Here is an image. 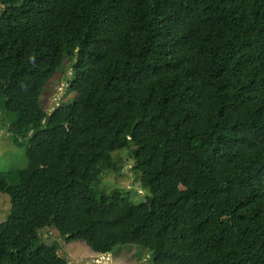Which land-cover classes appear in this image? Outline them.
<instances>
[{
  "label": "trees",
  "instance_id": "obj_1",
  "mask_svg": "<svg viewBox=\"0 0 264 264\" xmlns=\"http://www.w3.org/2000/svg\"><path fill=\"white\" fill-rule=\"evenodd\" d=\"M63 78L74 102L46 106ZM0 110L26 157L0 172V264H68L34 238L51 228L104 256L264 264V0H0ZM128 146L142 202L97 187Z\"/></svg>",
  "mask_w": 264,
  "mask_h": 264
},
{
  "label": "rangeland",
  "instance_id": "obj_2",
  "mask_svg": "<svg viewBox=\"0 0 264 264\" xmlns=\"http://www.w3.org/2000/svg\"><path fill=\"white\" fill-rule=\"evenodd\" d=\"M66 75L72 78L70 68H66ZM75 95L70 91L69 82L63 79H50L41 94V101H47L46 106L70 105L74 102ZM47 107V108H48ZM10 119L0 110V172L5 173L15 168L26 167V157L24 146H17L11 137L7 135ZM125 152V161L121 173H108L102 176L101 184L112 186L119 185L126 189L135 202H142L148 194L139 185V179L132 172L133 159L130 157L129 149ZM105 188V186H104ZM103 188V189H104ZM10 210V199L5 193H0V223L5 221ZM41 238V242L52 244L57 242L60 246L59 254L64 257L68 264H153L150 253L140 247L121 246L113 250L109 255H99L93 252L82 241H66L61 238L55 229H44L34 238ZM84 262V263H83Z\"/></svg>",
  "mask_w": 264,
  "mask_h": 264
},
{
  "label": "bare ground",
  "instance_id": "obj_3",
  "mask_svg": "<svg viewBox=\"0 0 264 264\" xmlns=\"http://www.w3.org/2000/svg\"><path fill=\"white\" fill-rule=\"evenodd\" d=\"M84 263V262H83Z\"/></svg>",
  "mask_w": 264,
  "mask_h": 264
}]
</instances>
